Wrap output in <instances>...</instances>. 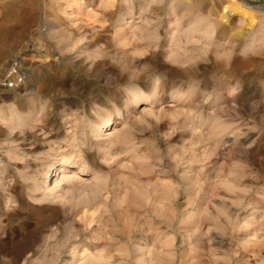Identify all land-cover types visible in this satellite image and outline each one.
I'll use <instances>...</instances> for the list:
<instances>
[{"label": "clouds", "instance_id": "clouds-1", "mask_svg": "<svg viewBox=\"0 0 264 264\" xmlns=\"http://www.w3.org/2000/svg\"><path fill=\"white\" fill-rule=\"evenodd\" d=\"M0 264H264V0H0Z\"/></svg>", "mask_w": 264, "mask_h": 264}]
</instances>
